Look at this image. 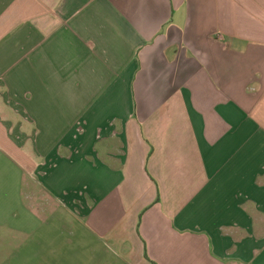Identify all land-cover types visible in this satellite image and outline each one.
Listing matches in <instances>:
<instances>
[{"label":"crops","instance_id":"0c3cea01","mask_svg":"<svg viewBox=\"0 0 264 264\" xmlns=\"http://www.w3.org/2000/svg\"><path fill=\"white\" fill-rule=\"evenodd\" d=\"M30 183L42 264H264V0H0V233Z\"/></svg>","mask_w":264,"mask_h":264},{"label":"rangeland","instance_id":"374dc122","mask_svg":"<svg viewBox=\"0 0 264 264\" xmlns=\"http://www.w3.org/2000/svg\"><path fill=\"white\" fill-rule=\"evenodd\" d=\"M28 191L27 198L20 200L18 209L7 217L11 226L0 233V256L3 260L0 264H42L43 258H63L68 256L67 253L73 255L74 249L66 251L62 243L75 237L61 231L63 235L58 227H54V220L59 221L60 217L47 215L41 193L37 194L35 185L30 183ZM49 224L52 225L50 230ZM34 243L38 247H33ZM47 245L51 247L43 248Z\"/></svg>","mask_w":264,"mask_h":264}]
</instances>
